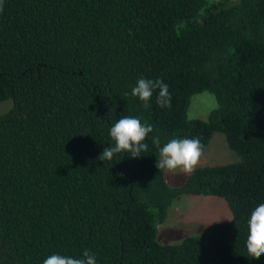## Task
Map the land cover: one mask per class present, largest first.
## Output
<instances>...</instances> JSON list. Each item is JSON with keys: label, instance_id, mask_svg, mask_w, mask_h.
Here are the masks:
<instances>
[{"label": "trees", "instance_id": "16d2710c", "mask_svg": "<svg viewBox=\"0 0 264 264\" xmlns=\"http://www.w3.org/2000/svg\"><path fill=\"white\" fill-rule=\"evenodd\" d=\"M3 5L0 102L12 107L0 115V264L85 249L97 264H264L246 249L250 214L264 203V0ZM141 77L167 83L171 106L156 104L158 90L147 106L133 97ZM203 92L217 107L188 119ZM125 115L153 125L148 151L100 161ZM214 133L237 162L198 167L178 186L155 167L152 136L198 137L205 149ZM187 195L222 199L231 219L158 243L168 208Z\"/></svg>", "mask_w": 264, "mask_h": 264}, {"label": "clouds", "instance_id": "9594fccd", "mask_svg": "<svg viewBox=\"0 0 264 264\" xmlns=\"http://www.w3.org/2000/svg\"><path fill=\"white\" fill-rule=\"evenodd\" d=\"M3 6V0H0V11ZM157 90L156 104L161 108L170 107L172 95L169 85L160 78L155 80L139 78L131 89V95L143 101L147 106L153 93ZM153 132L154 127L151 123L142 122L135 116H122L111 126L109 131L114 144L105 147L98 159L111 161L116 154L121 152L130 153V157L138 158L142 152L148 151L149 145L145 141ZM151 140L152 145L159 152V159H156L155 167L169 173H175L179 169L185 175H191L204 154V146L198 137L172 138L163 145H161L159 135L152 136ZM246 249L251 258L258 259L264 254V203L255 207L250 214ZM43 264H97V259L95 253L85 249L79 258L52 254L43 260Z\"/></svg>", "mask_w": 264, "mask_h": 264}, {"label": "rangeland", "instance_id": "374dc122", "mask_svg": "<svg viewBox=\"0 0 264 264\" xmlns=\"http://www.w3.org/2000/svg\"><path fill=\"white\" fill-rule=\"evenodd\" d=\"M11 107V100L0 102V115L7 112ZM216 107L217 102L212 94L207 92L196 94L191 97L187 118L206 120ZM237 161L238 157L228 148L223 134L214 133L204 149V154L197 168L226 165ZM164 173L170 182L177 180L176 183L167 181L175 186L180 185L187 176L179 169L175 173L164 170ZM174 185L172 186L174 187ZM231 217L232 214L226 203L220 198L182 196L168 208L165 221L158 226L157 241L160 244H178L185 237L196 235L201 227L213 222L228 221Z\"/></svg>", "mask_w": 264, "mask_h": 264}]
</instances>
